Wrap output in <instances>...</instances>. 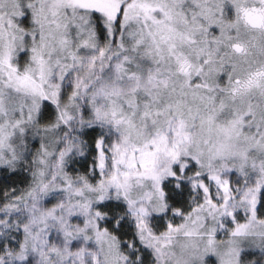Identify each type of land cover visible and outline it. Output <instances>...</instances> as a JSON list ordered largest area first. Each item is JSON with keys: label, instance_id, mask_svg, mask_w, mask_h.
Listing matches in <instances>:
<instances>
[{"label": "snow or ice", "instance_id": "6c2138e0", "mask_svg": "<svg viewBox=\"0 0 264 264\" xmlns=\"http://www.w3.org/2000/svg\"><path fill=\"white\" fill-rule=\"evenodd\" d=\"M0 264H264V0H0Z\"/></svg>", "mask_w": 264, "mask_h": 264}]
</instances>
